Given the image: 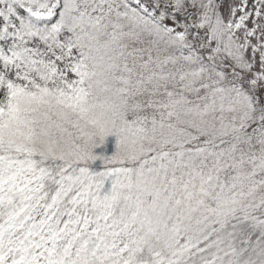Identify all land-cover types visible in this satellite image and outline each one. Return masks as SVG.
Wrapping results in <instances>:
<instances>
[{"label": "snow or ice", "instance_id": "1", "mask_svg": "<svg viewBox=\"0 0 264 264\" xmlns=\"http://www.w3.org/2000/svg\"><path fill=\"white\" fill-rule=\"evenodd\" d=\"M0 264H264V0H0Z\"/></svg>", "mask_w": 264, "mask_h": 264}, {"label": "rangeland", "instance_id": "2", "mask_svg": "<svg viewBox=\"0 0 264 264\" xmlns=\"http://www.w3.org/2000/svg\"><path fill=\"white\" fill-rule=\"evenodd\" d=\"M116 150V136L114 134H110L105 138V142L102 145H99L94 149V152L97 155L103 154L105 156L112 155ZM92 167L99 171L103 168V162L101 160H97L93 162Z\"/></svg>", "mask_w": 264, "mask_h": 264}]
</instances>
